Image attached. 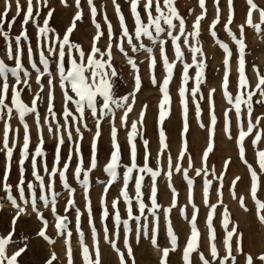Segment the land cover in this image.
<instances>
[{"label":"snow or ice","instance_id":"6c2138e0","mask_svg":"<svg viewBox=\"0 0 264 264\" xmlns=\"http://www.w3.org/2000/svg\"><path fill=\"white\" fill-rule=\"evenodd\" d=\"M4 9L0 12V35L5 40L10 41L9 31L16 23L17 19L22 16V31L15 36V48L11 42L8 43L6 55L7 60L14 62V66L10 67L5 59L0 58V120H4L3 127V142L0 147V152L5 154L6 164L2 178V189L6 195V199L15 209V215L12 219V231L7 236L0 235V264H18V257L27 250V244L19 248L17 251L8 254L7 247L12 242L15 225L21 214H26L30 207L31 211L37 219L41 222L42 227L38 230L37 236L45 240L47 243L55 245L48 234L49 221L45 217L44 212L38 205V200L43 202V207L48 208L51 215L54 217L53 227L55 234L58 235L65 245L66 264H74V252L71 247L70 238L72 232L68 231L66 221L67 215H60L57 213V196L54 186L56 177H59L63 188L68 191L69 199L66 202L65 212L70 208L75 207V200L71 198L75 193L68 182L67 173L70 169L73 160V154L77 157L76 167L74 170V178L79 183L84 192V199L86 201L85 207L87 209L88 224L90 226V239L92 247L85 240V233L81 230V216L82 213L78 207L75 208V229L79 234V252L82 258V264H103L102 248L99 239V233L93 218V211L91 200L89 198V174L98 167V141L102 135V121L105 117L109 118L110 129L109 138L111 152L110 157L103 167V172L107 174L109 179L104 183L101 206L102 214L100 217L103 225L102 239L107 242L110 248L115 252L118 264H136L134 251L129 242V233L133 231L129 227V221L136 222L135 239L139 243L140 240L148 239L154 247H158V223L159 216L157 209L160 208L158 204V187L157 178L161 175L162 157L167 154V171L164 173L168 178V187L171 190V207L164 209L165 217L171 212L172 208L176 206L178 192L171 183L173 172L181 174L182 179L186 181L188 190L187 199L193 209L189 224L190 235L186 240L185 246L182 249L183 264H194L192 254L196 253L200 264H239L237 255L239 253L244 255V264H255L258 260L260 264H264V253L254 258L250 253L246 254L243 251V233L239 231L238 224L231 220V213L223 200V188L225 173L231 163L230 158L226 159L222 165V171L217 173L215 166H209L210 153L214 152V138L217 127V114L215 111V94L217 89L211 88L205 97L201 93V85L205 82L204 70L206 68L205 54L202 46H200L199 37L201 35V21L205 19L207 9L205 7V0H198L199 7L202 9L200 15L195 17L191 25L192 30L186 31V20L180 14L177 7V0H126L129 5V11L133 20V26L130 29L125 15L121 9V5L117 0H112L115 14L118 18L119 33L114 32L112 23L108 20L107 15H104V21L107 25L106 33L101 30V24L97 22V8L94 0H87L89 5L92 24L96 32L93 37L90 49L85 51L83 47L76 42L70 40L71 34L74 32L77 22L83 18L81 10V0H74L75 6L78 9L71 20L70 26L67 27L62 38L59 34L51 36L55 30L49 27V21L53 16L54 9L49 8L46 16L43 18L42 26L37 23V18L41 16L40 7H48L49 0H3ZM13 3L15 4V15L8 20L9 13L12 10ZM61 3L67 5V0H61ZM216 5L215 18L212 20L209 31L213 38L217 37L215 31L217 25L221 22V9L219 7V0H214ZM247 10L245 14V21L238 26V36L233 33L229 27L233 23L234 4L233 0H227L228 16L227 21L223 27L231 39L235 42L238 48V80L237 92L233 94L230 91V58L232 52L228 44L219 39L215 42L225 53L223 59L224 73L221 82L222 98L226 101L228 107L223 112L222 130L229 140H232L237 146L238 159L246 165L247 172L250 175V189L249 195L255 203L256 217L261 225H264V201L258 198V192L264 185L261 183V176H264V147H260L264 143V115H258L253 119L254 104L264 106V74L261 73L258 66L253 65V72L255 74L256 83L253 86L250 78L246 74L245 49L246 45V27L252 28L257 34L264 38V7L255 3V0H246ZM191 12V10H190ZM258 13V21L254 19V14ZM29 22L36 25V51L38 52V62L43 66V69L38 66L37 62L33 60L34 50L29 41L27 33V26ZM7 23L9 31H4V24ZM178 29V31H177ZM163 34V36H162ZM107 39L106 47L101 49L98 42L102 37ZM142 38H147L148 41L159 49V58L162 61L163 69L166 75L162 83L158 82L154 70L157 66V57L153 55V47H148L143 42ZM183 38V39H182ZM191 38V40H190ZM29 41L27 47V57L31 65V69L35 71V83L39 86V90L33 93V98L26 103L22 100L21 94L25 89L32 91L30 78L32 73L25 68L22 63L23 47L21 41ZM170 41L171 47L174 49V60L170 61L166 52V44ZM194 41V43H193ZM181 44L188 48L191 54V63L185 62V53L182 50ZM127 46V50H126ZM117 49L127 59L126 63L131 66L133 70V90L126 95L117 97L114 95L115 78L118 77V71L114 67V51ZM144 51L148 54L149 68L153 70L150 82L153 86H158L162 94L158 104V154L156 157V168L150 166V150L149 141L143 139V133L139 130L143 128L145 112L142 110L139 114V120L132 121L130 128L127 131V144L129 146V164H122V147L118 140L119 129L115 124L116 110H123V115L120 117V124L122 127L128 128V114L133 111L136 103V94L142 88V77L137 60L129 55V51L137 53ZM78 53V56L74 55ZM55 63V73L50 71V63ZM182 64L181 85L178 89L180 97V104L183 109V125H182V147L176 158L175 164L170 154V146L167 142L166 132L163 124L171 110V96L169 92V84L173 78V69L176 67V62ZM195 67L194 86L189 90L187 88L189 77V69ZM10 74V75H9ZM10 77L14 78V82L10 83ZM46 83L42 82L44 78ZM62 90L61 104L59 114L63 117V123L57 118L58 113L55 108V88L56 86ZM47 86L46 96L41 93L45 92ZM193 102H195V115L197 120L200 119L202 109L200 100L207 99L209 104L210 121L207 126L202 122L201 128H206L208 132L206 148L202 153L201 167H195L194 161L189 154L187 134L189 132L188 121V99L186 94L189 93ZM199 94V99H197ZM7 101V102H6ZM131 101V102H129ZM38 102L45 104V115L41 120V113L38 111ZM69 105L74 107L70 108ZM147 105L144 106V109ZM33 115L34 122L39 136V143L35 151L30 153V127L26 122L28 115ZM17 116L20 124L23 125V144L19 150V181L16 185L19 201L23 202V206L18 203L17 197L13 195V186L9 183V176L11 173L13 152L18 142L19 129L15 130V135L12 139V145H9V135L13 131L9 121ZM90 115L93 119V127L95 128L93 138L91 140V156L89 166L84 167V158L81 151L80 141L83 140V132L81 126L85 130L91 131L86 121V117ZM7 117V119H5ZM234 117V119H233ZM55 122V127H53ZM42 125L48 126V132L53 134L56 138L54 148V157L51 168L49 169L47 163V152L44 150V139L42 135ZM139 125V129H138ZM73 126L75 127V138L73 136ZM235 128V131H233ZM67 134V140L74 145L69 148L67 158L64 160L61 167V148L65 143L64 134ZM143 140V162L138 164V150L137 137ZM253 148L252 162L246 158L247 148ZM188 157V166L183 167L182 161ZM31 157V175L35 182H28L25 187V162ZM41 159L43 163L44 174L48 177L45 182V175L40 174L37 160ZM123 168V186L118 193V197L112 201L111 208L114 210L112 219L114 220V230H110L105 221L109 218V210L106 203V194L110 187L117 179V169ZM257 168L259 171H257ZM192 169L196 177L203 178L202 196L203 203L208 209L206 213L205 225L207 232L208 251L210 258L206 257L201 250L203 247V237L198 229V214L200 209L194 202L193 187L194 179L190 176L189 170ZM135 176V200L138 204L139 215H133L132 198L128 193L130 180ZM145 174L150 176L151 184L149 186L150 207H147L144 202V193L142 189L145 187ZM212 175L218 182L216 186L217 202L211 203L209 199L210 188H213V181L209 179ZM82 175V179H81ZM241 180L240 176H236L229 183V192L245 211L249 209L245 204V197L236 194L237 182ZM26 188L30 192V199L26 198ZM38 188V192H37ZM50 193V197H49ZM119 197H123L124 204L127 210V219H121V213L118 205L120 203ZM151 213L153 220L152 226L149 227L148 217L145 216V210ZM3 204H0V209ZM218 208H222L220 213L221 227L223 235L220 236L214 227V217L217 214ZM184 209H181V215H184ZM143 217L144 222L141 223ZM123 225L122 245H118L117 241L121 239L120 226ZM231 225V227H229ZM166 235L170 241V247L161 249V257L159 264H167L171 252L177 250L178 237L174 232L171 221L167 223ZM26 239V238H25ZM223 245L224 253L220 254L217 241ZM58 259L56 252H52L50 258L45 261V264H53Z\"/></svg>","mask_w":264,"mask_h":264},{"label":"rangeland","instance_id":"374dc122","mask_svg":"<svg viewBox=\"0 0 264 264\" xmlns=\"http://www.w3.org/2000/svg\"><path fill=\"white\" fill-rule=\"evenodd\" d=\"M25 0H22V3ZM117 2L121 5V9L125 15L126 22L131 29L133 26V20L130 15L129 5L126 0H117ZM95 6L97 8V22L101 24V30L106 33L107 25L104 21V15L106 14L108 20L112 23L114 27V32L119 33L118 26V18L115 14L114 5L112 4V0H94ZM259 6L264 7V0H255ZM234 4V17L233 23L229 25L232 29L233 33L238 36V26L245 21V14L247 10L246 0H233ZM67 5L61 3V0H49L48 7L41 6V16L37 18V23L41 26L43 24V18L46 16L49 8L54 9L53 16L49 21V27L54 29V33H50L51 36H55L59 34L62 38L65 33L67 27L70 26L71 20L74 17L76 11L78 10L75 6L74 0H67ZM177 7L180 14L186 20V31H191V25L195 20L197 15H200L202 9L199 7L198 0H177ZM205 7L207 9L205 19L201 21V35L199 37L200 46H202L203 52L205 54V63L206 68L204 70L205 82L201 85V93L207 97V94L211 88H216V94L214 97L215 100V111L217 114V127L216 134L214 138V152L210 153L209 156V166H215L217 173L222 171L223 162L226 159L231 160L229 168L225 173L224 180V188H223V200L224 204H226L231 213V220L233 223L238 224L239 231L243 233V251L244 253H250L254 258L258 257L260 254L264 253V225H261L258 222L256 217V208L255 203L252 201L249 195L250 189V175L247 172L246 165H244L238 159V150L237 146L232 140H229L226 134L222 130V122H223V112L228 107L226 101L222 98V89L221 82L224 73L223 67V59L225 53L219 47V45L215 42V39H219L224 43L228 44L230 51L232 52V56L230 58V91L235 94L237 92V80H238V48L235 42L231 39V37L224 30V23L227 21L228 16V6L227 0H219V7L221 9V22L217 25L215 31L217 32V37L213 38L210 35L209 26L212 20L215 18L216 13V5L214 0H205ZM4 9V2L0 0V12ZM81 10L83 12V18L81 21L77 22V26L74 32L70 36V40L72 42L79 43L85 51L90 49L91 43L93 41V37L95 35L96 29L92 24L91 15L89 5L87 4V0H81ZM191 10V12H190ZM15 15V4L13 3L12 10L9 13L8 20H11V17ZM254 19L258 21V13L254 14ZM22 16L17 19L16 23L13 25L12 29L9 31L7 23L4 24V31H9L10 41L5 40L2 35H0V58L5 59L6 63L9 64L10 67L14 66V62L7 60L6 50L8 43L11 42L13 48H15V36L18 35L22 31ZM27 33L29 36V41L34 50L33 60L37 62L38 66L43 69V66L38 62V52L36 51V25L32 22H29L27 26ZM178 31V29H177ZM163 36V34H162ZM143 42L148 47H153V55L157 57V66L154 70V74L158 80V82L162 83L166 72L163 69L162 61L159 58V49L151 44L147 38H142ZM183 39V38H182ZM191 40V38H190ZM29 41H21L23 47V56L22 63L25 68L28 69L32 75L30 78V83L32 85V91L22 92L21 98L24 102L28 103L33 98V93L39 90V86L35 83V71L31 69V65L28 61L27 57V47ZM246 49H245V61H246V74L250 78L251 84L254 86L256 83L255 74L253 72V65L259 67L262 74H264V38H262L259 34H257L252 28L246 27ZM194 43V41H193ZM107 44L106 36L102 37L98 42V46L101 49L105 48ZM182 50L185 53V62L191 63V54L188 51V48L181 44ZM166 52L169 56L170 61L174 60V49L171 47L170 41L165 46ZM127 50V46H126ZM114 51V62L113 65L118 71V77L115 78V86H114V95L117 97L126 95L133 90V70L131 66L126 63V57L120 53L117 49H113ZM74 55L78 56V53ZM129 55L133 56L137 60V64L140 69V74L142 77V88L136 94V103L134 104L133 111L128 114V128L122 127L120 124V117L123 115V110H116L115 124L119 129L118 132V140L122 147V164H129V146L127 144V131L130 128V124L132 121L139 120V114L143 110L145 112L144 115V124L143 128L138 129L143 133V139H147L149 143V150L151 153L150 156V166L156 168V157L158 154V133H159V125H158V104L161 99L162 94L159 91L158 86H153L150 82L151 76L153 75V70L149 68V60L147 59L148 54L143 50L137 53H132L129 51ZM50 71L55 73V63L54 61L50 63ZM196 69L193 66L189 69V81L187 88L190 90L192 86H194V77H195ZM10 75V74H9ZM181 76H182V64L180 62H176V67L173 69V78L169 84V92L171 96V110L170 114L164 121L163 128L166 132L167 142L170 146V154L173 158V163L175 164L176 158L179 154V151L182 147V125H183V109L180 104V97L178 94L179 86L181 85ZM46 77L42 82L46 83ZM14 82V78L10 77V83ZM47 86L45 87V92L41 93L42 96H46ZM61 95L62 90L59 88L58 84L55 88V108L54 110L58 113V119L61 123H63V117L59 114L60 112V104H61ZM188 99V121H189V132L187 134L189 154L193 158L194 166L201 167V157L202 153L206 148L208 132L206 128H201V122L207 126L210 121L209 114V104L207 99L200 100V105L202 109L201 117L197 120L195 115V102L192 101L189 93L186 94ZM197 99H199V94ZM7 102V101H6ZM131 102V101H129ZM147 105V108L144 109V106ZM70 108L74 107L69 105ZM38 111L41 113V120L45 115V104L42 102H38ZM258 115H264V106L254 104V115L253 119H255ZM7 119V117H5ZM26 122L30 127V147L29 152L32 153L35 151L37 144L39 143V136L41 133H38L36 124L34 122L33 115H28L26 118ZM234 119V117H233ZM86 121L89 125V130H85L81 126V131L83 132V140L80 141L81 151L84 158V167L87 168L89 166L90 156H91V140L93 138V134L95 128L93 127V119L90 115L86 117ZM11 127L13 129L9 135V145H12V139L15 135V130L19 129L18 142L16 144V148L13 152V162L11 173L9 176V183L13 186V195L17 197L18 203L23 206V202L18 199V192L16 190V185L19 181V150L23 144V125L20 124L17 116L14 115L13 119L9 121ZM262 126H264V121H262ZM3 127L4 120H0V147H2L3 142ZM53 127H55V122H53ZM109 129L110 123L109 118L105 117L102 121V135L98 141V167L89 174V198L91 200L93 218L95 225L97 227L99 235V239L101 242L102 248V260L103 264H118L117 257L115 252L110 248L107 242H104L102 239L103 233V225L101 223L100 217L102 214V206H101V198L104 188V183H100L109 179L106 173L103 172V167L108 161L111 152L110 146V138H109ZM73 136L75 138V127L73 126ZM235 131V128H233ZM42 135L45 141L44 150L47 152V163L49 169L53 163L54 157V148L56 144V138L53 134L48 132V126L42 125ZM65 143L61 148V167L64 160L67 158L69 148L72 147L74 149V145L70 144L67 140V134H64ZM137 150H138V164H142L143 162V140L140 136L137 137ZM260 147H264V143L260 145ZM254 149L249 147L246 150V158L249 162L253 163V166L256 167L252 153ZM77 157L75 153L73 154L72 164L67 173V178L70 186L75 189V193L71 198L75 200V207L70 208L67 212H65L66 202L69 199V193L67 190L63 188L62 183L59 180V177H56V182L54 189L58 193L57 196V213L60 215H67L68 220L66 221L68 226V231L72 232V237L70 238L71 247L74 252V264H82V258L79 252V243L78 236L79 234L75 229V208L78 207L82 213L81 216V230L85 233V240L89 244L90 248L92 247V241L90 239V226L88 224L87 217V209L85 207L86 201L84 199V192L82 186L77 183L74 178V170L76 167ZM183 167L188 166V157L186 155L185 159L181 162ZM5 154L0 152V204H3V208L0 209V235L7 236L10 231H12V219L15 215V209L11 205L10 202L7 201L6 195L2 189V178L3 172L5 170ZM38 168L40 170L41 175H45L43 171V163L41 159L37 160ZM162 170L161 175L157 178V187H158V204L160 208L157 209V215L159 216L158 223V247H154L151 245L148 239H141L139 243L136 242L135 239V227L136 222L134 220L129 221V227L133 229L132 232L129 233V242L131 243L134 251V257L136 264H159L161 257V249L165 247H170V241L167 238V223L170 220L173 226L174 232L178 237V246L177 250L171 252L168 258L167 264H183L182 262V249L185 246L186 240L190 235V224L189 220L192 214L191 204L188 203L187 199V186L186 181L182 179L181 174L173 172V176L171 179V183L177 189L178 197L176 206L172 208L171 212L167 217L164 215V209L171 207V190L167 186L168 178L164 174L167 171V154L162 157ZM25 187L28 182H35L34 178L31 175V157L25 162ZM123 171L124 169H117V179L114 184L110 187L109 192L106 194V203L109 210V218L106 223L107 227L110 230H114V220L112 219L114 210L111 208L112 201L118 197V193L123 186ZM257 171L258 168H257ZM190 176L194 179V187H193V198L194 202L200 209L198 214V229L200 230L203 237V247L202 251L205 256L210 258L208 251V241H207V232H206V213L208 209L205 207L203 203L202 196V185L203 178L196 177L195 173L192 169L189 170ZM137 173H133V179L129 182L128 193L130 198H132V207H133V215H139L138 204L135 200V176ZM240 176L241 180L237 182L236 186V194L237 197L243 196L245 197L246 207L249 209L245 211L238 202V199H234L229 192V183L236 176ZM81 175V179H82ZM209 179L213 181V188H210L209 199L211 203L217 202L216 195V186H218L219 182L210 174ZM48 177L45 175V182L47 183ZM261 183L264 185V176H261ZM145 187L142 189L144 193V202L147 207H150L149 196V186L151 184L150 176L145 174ZM37 188V192H38ZM50 197V193H49ZM26 198L30 199V192L26 188ZM258 198L264 201V187L258 192ZM120 203L118 205L119 211L121 213V219H127V210L126 205L124 204L123 197H119ZM38 205L41 207V210L44 212L45 217L49 221V228L47 230V234L56 241L55 245L47 243L45 240L37 236L38 230L42 227L41 222L37 219L35 214L32 213L31 208L27 209L26 214H21L17 223L15 225V231L13 234L12 242L7 247L8 254H11L14 251H17L19 248L24 247L27 244V250L22 253L20 257H18V264H45V261L50 258L51 253L54 251L57 254L58 259L53 262V264H66V253H65V245L63 244V240L55 234V229L53 227L54 217L51 215L48 208L43 207L42 201H37ZM147 207L145 210V216L148 217L149 227L152 226L153 217L151 213L147 211ZM181 209H184V215H181ZM222 208H218L217 214L214 217V227L217 230V233L222 236L223 229L221 227V215ZM143 217L141 218V223H143ZM231 227V225L229 226ZM121 239L117 241L118 245H122V237H123V225L120 226ZM26 238V239H25ZM217 246L221 255L224 253L223 245L218 240ZM237 255V260L239 264H244V255L239 253H235ZM192 258L194 264H200L198 255L196 253L192 254ZM129 264L131 262L129 261ZM255 264H260L258 260L255 261Z\"/></svg>","mask_w":264,"mask_h":264}]
</instances>
